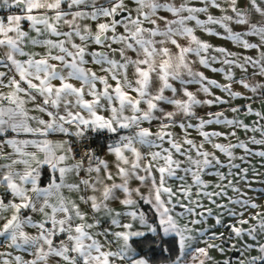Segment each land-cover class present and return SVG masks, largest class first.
<instances>
[{
	"label": "snow or ice",
	"instance_id": "6c2138e0",
	"mask_svg": "<svg viewBox=\"0 0 264 264\" xmlns=\"http://www.w3.org/2000/svg\"><path fill=\"white\" fill-rule=\"evenodd\" d=\"M0 13V264H264V0Z\"/></svg>",
	"mask_w": 264,
	"mask_h": 264
},
{
	"label": "trees",
	"instance_id": "16d2710c",
	"mask_svg": "<svg viewBox=\"0 0 264 264\" xmlns=\"http://www.w3.org/2000/svg\"><path fill=\"white\" fill-rule=\"evenodd\" d=\"M98 152L102 151V146H100L97 149ZM151 246V251L148 252V255L152 257V262L154 264H163L166 263V256L167 254H162L161 247L158 244L152 243V238H149L148 240L144 241L143 244L140 245V247H148ZM166 247L168 245H165ZM175 250H172V255L174 256Z\"/></svg>",
	"mask_w": 264,
	"mask_h": 264
},
{
	"label": "crops",
	"instance_id": "0c3cea01",
	"mask_svg": "<svg viewBox=\"0 0 264 264\" xmlns=\"http://www.w3.org/2000/svg\"><path fill=\"white\" fill-rule=\"evenodd\" d=\"M201 35V38L202 39H205V40H208L210 43H212V44H214V45H222V46H225V47H228V48H232V45L229 43V42H227V41H224V40H221V39H217L216 37H210V36H207V35H204V34H200ZM207 74H209V75H214L215 76V78L216 79H222L220 76H218V75H215V74H211V73H207ZM236 103H244V101H236ZM255 107H257V108H259V104H257V105H255ZM229 115H231L230 113H229ZM242 118H243V116H242ZM252 119H255L254 117H250V118H247L246 119V122H250V120H252ZM239 135L241 136V137H243V133L241 132V133H239ZM100 153V155H104V153H103V150L101 151V152H99ZM258 159V158H257ZM261 171H264V168H262V169H260ZM253 186L255 187L256 185H255V183L253 184ZM250 194H252V193H250ZM154 264V263H153ZM163 264H167V262L166 263H163Z\"/></svg>",
	"mask_w": 264,
	"mask_h": 264
},
{
	"label": "built area",
	"instance_id": "2783aa9c",
	"mask_svg": "<svg viewBox=\"0 0 264 264\" xmlns=\"http://www.w3.org/2000/svg\"><path fill=\"white\" fill-rule=\"evenodd\" d=\"M0 14H2V13H0ZM104 144H105V136L101 135V136L97 139V141H96V143L93 145V147H95L96 149H98L100 146H103Z\"/></svg>",
	"mask_w": 264,
	"mask_h": 264
}]
</instances>
